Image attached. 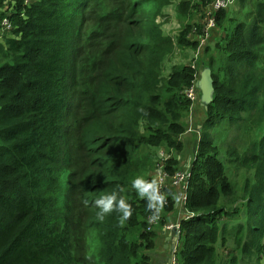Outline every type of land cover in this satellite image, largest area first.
I'll use <instances>...</instances> for the list:
<instances>
[{
	"label": "trees",
	"instance_id": "16d2710c",
	"mask_svg": "<svg viewBox=\"0 0 264 264\" xmlns=\"http://www.w3.org/2000/svg\"><path fill=\"white\" fill-rule=\"evenodd\" d=\"M210 1L188 13L206 18L199 7ZM237 1L242 19L214 12L218 59L166 73L177 47L199 49L204 22L183 14L179 36L166 34L164 0H0V264H150L165 222L150 225L158 205L149 209L131 181L156 180L165 151L163 207L173 210L193 109L185 91L206 67L213 100L197 110L194 214L181 221L177 264H264V0ZM120 188L132 216L100 221L94 201ZM226 235L230 258L219 254Z\"/></svg>",
	"mask_w": 264,
	"mask_h": 264
},
{
	"label": "rangeland",
	"instance_id": "374dc122",
	"mask_svg": "<svg viewBox=\"0 0 264 264\" xmlns=\"http://www.w3.org/2000/svg\"><path fill=\"white\" fill-rule=\"evenodd\" d=\"M27 1H30V0H27ZM31 1H33V0H31ZM214 1L215 0H211L209 3V6L206 8L202 3H200L199 9L204 8L203 9L204 16H206V13L209 11V9L211 8ZM197 2H203V0H164L165 6L162 9V11L160 12L161 16H159L158 22L161 25H163V28L165 29V33L172 35V37H174V38H177L179 36L180 32H182L184 30V27H183L184 26V23H183L184 18H182V16H184L183 14L188 15V16H186L187 17L186 22H190V20H192V19H195V23H198V24H200V23L202 24L203 22H205V19H204L205 17L202 16V12L199 15H197L198 12L193 13L190 11L191 13H188L189 8L192 7L194 4H197ZM181 3L183 6V9L185 11L188 9L186 12H184V10L181 8V5H180ZM13 4L14 3H12L11 6H9L10 10L14 9V6H12ZM240 8H242L240 1L238 3L237 0H234V2L230 5H228L225 9L227 10V13L229 15H231V16L236 15L239 19H242L244 11L242 10L243 13H239ZM88 19H90V15H88ZM89 24H90V21H89ZM91 24L95 25L96 22L94 20H92ZM87 26H89V25L87 24ZM217 30H218L217 28L215 29V31L212 30L211 35L209 37V40H208L207 44L205 45V46H211L210 48H212L209 55H204L203 49L201 50V53H199V55L196 56V52L194 54L192 49H187L184 47H177L178 49L175 52V54L173 56H171L170 60L167 63L165 62L166 63L165 72L166 73L169 72L168 70L169 69L171 70V67L174 64H177V63L190 64V61H193L192 63L197 68V66H198L197 61L199 59V56H202L205 59L209 60L210 56L212 55L218 59L219 54H218V51L216 50L217 40L214 38V32H218ZM220 33H222V32L220 31ZM4 38H5V36H4ZM205 46L203 48H205ZM206 68H208V67H206ZM199 100L201 103L202 99L199 98ZM199 107L202 108V105L199 104V106H198V111L201 112V109H199ZM198 117H199V114H198ZM200 118H201V114H200ZM192 134H194V132H192ZM187 138H189V140H191L193 142L192 143V148H193L194 142H195V141H193L194 137L189 136ZM185 151L188 152L187 148L185 149ZM152 175L154 177V174H152ZM244 179H245L244 172L237 175V180L241 184L244 183ZM236 223H237L236 221H232L230 223V225L233 226V225H236ZM234 237L235 236H232V235H226V244L225 245H222V243L220 241V243H219V246H220L219 254H220V256H223L225 258H230L231 256H233L235 254V247H236L235 244L236 243L234 241ZM155 248H156V246H155ZM172 251L173 250H169L167 253V256L172 257V255H173ZM238 252H239V258L243 257V254L241 253V249ZM238 252H237V254H238Z\"/></svg>",
	"mask_w": 264,
	"mask_h": 264
},
{
	"label": "built area",
	"instance_id": "2783aa9c",
	"mask_svg": "<svg viewBox=\"0 0 264 264\" xmlns=\"http://www.w3.org/2000/svg\"><path fill=\"white\" fill-rule=\"evenodd\" d=\"M234 2V0H215L210 8V10L206 13V18H205V22H204V28H203V34L199 36V41H200V46L199 49L196 50V56L199 55L201 49L207 44L209 37L211 35L212 30L216 29V21H215V17H214V12L216 10H219L221 8H226L228 5L232 4ZM12 28V21L9 18H5L2 21V31H8ZM193 67H196L195 65H193ZM199 92H200V87H199V79H197L194 81V83L192 84V86H190L189 88L186 89L185 93L186 96L188 97V99L191 100L192 102V108L194 109V107L196 106V104L199 102ZM192 109V111H193ZM192 116V112L190 114V117ZM189 131H192V129L190 128ZM170 158V155L167 154L165 151H161L160 152V159L162 161L161 164L158 165L157 168V175H156V181L159 185V192L161 195L164 196V191L167 188V179H168V173L165 169L166 166V161ZM192 176V172H191V168L190 166L179 170L176 172V174L173 176L172 178V185L173 187L177 190V195L178 197V209L180 210V218L174 222V223H167L164 224V227L169 230V231H173L176 232V234L181 235V220L182 219H189L190 217L193 216V214H191L187 208H186V204H187V199H188V188H189V181L190 178ZM165 198V196H164ZM163 205H167V200L164 199V204ZM158 211L161 208L159 205L157 206ZM162 220L161 215L159 214V216H154L152 218H150V225H158ZM149 229L151 230V227H149ZM178 246L177 243L175 244V249H172V264H177V260H176V250H177Z\"/></svg>",
	"mask_w": 264,
	"mask_h": 264
},
{
	"label": "clouds",
	"instance_id": "9594fccd",
	"mask_svg": "<svg viewBox=\"0 0 264 264\" xmlns=\"http://www.w3.org/2000/svg\"><path fill=\"white\" fill-rule=\"evenodd\" d=\"M131 187L136 190L137 195L141 199H146L148 208L154 209L157 205L163 207L164 196L159 192V185L155 179L149 180L144 176H136L131 181ZM123 188L118 191H113L108 194L101 195L94 201L98 209L96 215L100 221H103L105 215L115 211L120 212L122 215L119 218V223L123 225L132 216V205L127 202L122 193ZM88 202L85 201V204Z\"/></svg>",
	"mask_w": 264,
	"mask_h": 264
},
{
	"label": "crops",
	"instance_id": "0c3cea01",
	"mask_svg": "<svg viewBox=\"0 0 264 264\" xmlns=\"http://www.w3.org/2000/svg\"><path fill=\"white\" fill-rule=\"evenodd\" d=\"M216 32H214L215 35ZM194 54L196 52L193 51ZM190 63H192V61H190ZM200 104V102H199ZM196 106L194 107L193 111H192V116L188 118V129L187 132L184 135V139H186V144H187V151L184 150V153H176L177 159L180 160L183 168L188 167L191 164L192 161V141L189 140V136H192V132L194 131L195 126H197L198 124V109H196ZM197 113V114H196ZM192 129V131H189V129ZM197 135V134H196ZM189 164V165H188ZM178 195H177V199H176V204L173 207V210H167L164 207L159 209V214L161 215L162 219H164L165 224L167 223H174L176 222L179 218H180V210L178 209ZM164 214V215H163ZM167 220V222H166ZM156 231L158 233V237L156 239V243L155 246L156 248L153 249L152 251V257L150 259V264H166L168 261V257L167 253L169 250L173 249V244L175 242V236H177L176 232L173 231H169L167 230L164 225L161 226H157L156 227ZM180 240V239H179ZM179 240H176L177 246L179 244Z\"/></svg>",
	"mask_w": 264,
	"mask_h": 264
},
{
	"label": "water",
	"instance_id": "95a60500",
	"mask_svg": "<svg viewBox=\"0 0 264 264\" xmlns=\"http://www.w3.org/2000/svg\"><path fill=\"white\" fill-rule=\"evenodd\" d=\"M199 87L201 90V99H202L200 105L206 106L207 103H210L213 100L212 94L214 90V78L210 68H204L202 70L199 79ZM175 237L176 238L173 249H175L176 240H179L181 238V235L177 234V236ZM166 264H172V257L168 258Z\"/></svg>",
	"mask_w": 264,
	"mask_h": 264
},
{
	"label": "bare ground",
	"instance_id": "6f19581e",
	"mask_svg": "<svg viewBox=\"0 0 264 264\" xmlns=\"http://www.w3.org/2000/svg\"><path fill=\"white\" fill-rule=\"evenodd\" d=\"M193 62V61H192ZM196 63V62H195ZM193 68V67H192ZM169 161H170V159H168ZM171 160H172V158H171ZM167 164H168V162H167ZM192 171V170H191ZM169 173V172H168ZM188 209V208H187ZM156 210V209H155ZM191 214H192V212H191ZM194 214V213H193ZM164 215V214H163ZM164 220V219H163ZM182 221V220H181ZM166 222H167V220H166ZM162 224H163V222H162ZM160 225V224H159ZM158 225V226H159ZM162 226V225H161ZM148 228V227H147Z\"/></svg>",
	"mask_w": 264,
	"mask_h": 264
}]
</instances>
